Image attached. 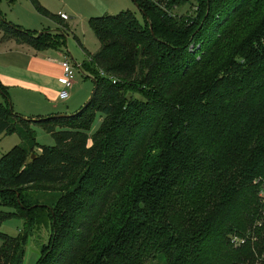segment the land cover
Segmentation results:
<instances>
[{"label":"trees","instance_id":"1","mask_svg":"<svg viewBox=\"0 0 264 264\" xmlns=\"http://www.w3.org/2000/svg\"><path fill=\"white\" fill-rule=\"evenodd\" d=\"M134 3L143 24L129 11L90 20L86 108L32 120L0 105V138L21 141L0 158V264H23L43 222L37 264H264V0ZM0 30L38 51L67 36L1 11ZM12 218L18 237L1 230Z\"/></svg>","mask_w":264,"mask_h":264},{"label":"rangeland","instance_id":"2","mask_svg":"<svg viewBox=\"0 0 264 264\" xmlns=\"http://www.w3.org/2000/svg\"><path fill=\"white\" fill-rule=\"evenodd\" d=\"M1 1V0H0ZM64 0H37L38 5L47 10L46 14L41 12L31 0H9L8 3L2 4L1 14L6 21L21 26L24 30L29 26H34L40 21V16L43 24L50 27L49 20L56 18L59 10H62V2ZM2 2V1H1ZM45 3V4H43ZM67 7H63L67 18L69 28L66 31V40L57 49L65 52L71 58L70 61L76 69L75 86L71 91L74 93L75 100L86 98L81 106L82 109L91 99L95 89V83L92 78H87L88 71L84 65L90 61L89 56L96 54L99 50V41L91 28L90 20L93 16L101 17L107 14L117 15L121 12L129 11L132 13L140 24H143V18L132 2V0H90V3L85 5L82 0H67ZM16 5V7H15ZM47 7V8H46ZM111 7L110 11L109 8ZM63 11V10H62ZM95 11V12H94ZM180 15H191L193 10L190 6L185 5L178 10ZM46 29V28H45ZM56 31V32H54ZM57 29L39 32V35L46 32L57 33ZM91 75H89L90 77ZM131 93V92H130ZM139 98L137 95L129 94L128 97ZM83 101V100H82ZM79 109V110H80ZM79 110L77 112H79ZM73 115V114H71ZM102 122L100 113L96 114V120L92 125V132H95ZM37 141L41 145L54 146V139L46 133L41 127H34ZM21 143L17 135L4 137L0 139V158L11 151L15 146ZM38 187H32L30 190H38ZM1 209V208H0ZM24 228V222L19 219H9L2 224V232L18 237ZM51 230L49 224L43 222L39 229H36L29 236V243L26 247V254L23 264H37L41 256V249L48 245L50 240Z\"/></svg>","mask_w":264,"mask_h":264},{"label":"crops","instance_id":"3","mask_svg":"<svg viewBox=\"0 0 264 264\" xmlns=\"http://www.w3.org/2000/svg\"><path fill=\"white\" fill-rule=\"evenodd\" d=\"M1 1L0 11L2 4L4 2L8 3L9 0ZM82 1L85 5L90 3V0ZM62 5L63 7H67V0H64ZM63 7V11L59 10L56 18L53 17V20L48 21L47 24L50 27H46L43 24L42 17L40 16V21L34 26L26 28V31L39 35L41 30L51 31V29H57L62 34L66 33L69 28V20ZM110 10L111 7L107 11ZM41 12L46 14L47 10L42 8ZM95 16L92 18H95ZM66 24L68 25L67 29L65 28ZM65 59L70 60L71 58L61 50L47 49L45 51H38L26 43L17 42L13 38H5L3 31L0 30V105H6L12 108L16 114L32 120L76 113L86 98L83 99L84 97H82L81 100H75L74 93L70 95L67 101H61L59 98V94L63 88L60 82L63 77L61 63ZM87 78H90L89 75ZM2 138L4 137L0 139Z\"/></svg>","mask_w":264,"mask_h":264},{"label":"built area","instance_id":"4","mask_svg":"<svg viewBox=\"0 0 264 264\" xmlns=\"http://www.w3.org/2000/svg\"><path fill=\"white\" fill-rule=\"evenodd\" d=\"M61 65L63 68V77L61 78L60 82L63 88L59 94V98L61 101H67L69 100L71 91L75 86L76 69L74 68V66L72 65L69 59L63 60ZM113 83H115L114 80ZM259 197L264 198V190L260 191ZM231 244L234 247H240L245 244V240L237 236H234L231 238Z\"/></svg>","mask_w":264,"mask_h":264},{"label":"water","instance_id":"5","mask_svg":"<svg viewBox=\"0 0 264 264\" xmlns=\"http://www.w3.org/2000/svg\"><path fill=\"white\" fill-rule=\"evenodd\" d=\"M132 2L134 3V0H132ZM134 5H135V3H134ZM135 6H136V5H135ZM40 35H41V34H40ZM93 81L95 82L94 79H93ZM96 91H97V84L95 85V89H94V92H93V94H92L91 99H90L89 102L84 106V108H86L87 105H89V104L92 102V100H93V98H94V96H95V94H96ZM60 117H63V115H60ZM32 159H35V156H33Z\"/></svg>","mask_w":264,"mask_h":264}]
</instances>
